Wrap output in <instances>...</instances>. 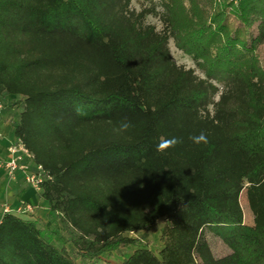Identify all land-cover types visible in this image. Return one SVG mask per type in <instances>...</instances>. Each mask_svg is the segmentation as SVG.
<instances>
[{
	"label": "trees",
	"instance_id": "obj_1",
	"mask_svg": "<svg viewBox=\"0 0 264 264\" xmlns=\"http://www.w3.org/2000/svg\"><path fill=\"white\" fill-rule=\"evenodd\" d=\"M132 2L0 0V98L51 175L46 219L3 214L0 264H264V0ZM160 220L153 250L133 233Z\"/></svg>",
	"mask_w": 264,
	"mask_h": 264
},
{
	"label": "crops",
	"instance_id": "obj_2",
	"mask_svg": "<svg viewBox=\"0 0 264 264\" xmlns=\"http://www.w3.org/2000/svg\"><path fill=\"white\" fill-rule=\"evenodd\" d=\"M19 110V107L5 103L0 116V131L2 133L0 137V220L4 214L5 205L10 207V212H16L23 202L33 205V213L22 215L40 216L46 219L48 204L41 196L40 191L27 183L24 172L17 171L10 174L1 163L8 157V143L15 137L13 120L17 117Z\"/></svg>",
	"mask_w": 264,
	"mask_h": 264
},
{
	"label": "rangeland",
	"instance_id": "obj_3",
	"mask_svg": "<svg viewBox=\"0 0 264 264\" xmlns=\"http://www.w3.org/2000/svg\"><path fill=\"white\" fill-rule=\"evenodd\" d=\"M161 0H133L132 2V6L135 7L137 10H140L143 6H148L150 5L152 2L157 4V8L161 9V5L159 4ZM217 1H222V0H217ZM146 21L149 23H153L155 24L159 29L163 27V23L160 19V17L158 15L155 14H148L146 17ZM170 48H171V52L172 55L174 57V59L176 60L177 63L179 64H183L186 67H194L196 69V71L200 74V75H204L203 72L198 68V66L196 65L195 61L193 60V58L186 53L184 50H182L181 48H179L175 43H174V39L171 38L170 39ZM241 202H242V207L244 210V216H245V222L246 223H251L252 222V213H251V209L248 206V201H247V196L245 194V192H243L242 196H241ZM165 222L163 220H160L158 222V224L156 225L155 228H153L152 230L148 231V232H144V231H139L136 233H133L135 235L141 236L144 239H148L151 243L150 246L153 250H157L161 247L162 242L160 240V238L158 237L160 234V228L161 226L164 224ZM208 237L210 239V242L213 246L212 249H214V251L221 255L224 254L227 251V247L224 245V243L222 242V240L220 238H217L214 235H211V233H208ZM131 251L130 249L126 248V247H122L119 250H117L116 252H114V255L112 256V261L117 262V263H122L123 257L125 255V252H129Z\"/></svg>",
	"mask_w": 264,
	"mask_h": 264
},
{
	"label": "built area",
	"instance_id": "obj_4",
	"mask_svg": "<svg viewBox=\"0 0 264 264\" xmlns=\"http://www.w3.org/2000/svg\"><path fill=\"white\" fill-rule=\"evenodd\" d=\"M4 104L5 102L0 98V116ZM1 135L2 133L0 131V137ZM24 143L21 137L15 136L14 139L8 143V157L1 163L10 174H14L17 171L24 172L27 183L38 191H41L42 183L50 179L51 175L41 164L34 161L32 151ZM3 211L4 213L10 212V207L5 205ZM16 213L31 214L33 213V205L29 202H23L22 205L17 208Z\"/></svg>",
	"mask_w": 264,
	"mask_h": 264
},
{
	"label": "clouds",
	"instance_id": "obj_5",
	"mask_svg": "<svg viewBox=\"0 0 264 264\" xmlns=\"http://www.w3.org/2000/svg\"><path fill=\"white\" fill-rule=\"evenodd\" d=\"M133 127L132 122L126 117L119 121L117 127L113 128V131L117 134L125 133ZM189 139L193 144L200 145L208 143V138L205 132L201 131L198 135L190 136ZM182 139L179 137H161L156 145L158 152H165L170 148H174L177 144L182 143Z\"/></svg>",
	"mask_w": 264,
	"mask_h": 264
}]
</instances>
